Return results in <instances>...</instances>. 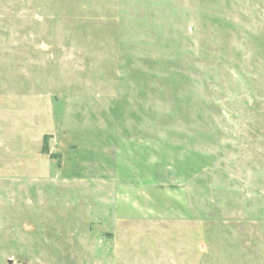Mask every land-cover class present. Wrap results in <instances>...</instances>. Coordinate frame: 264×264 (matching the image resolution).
<instances>
[{"label": "rangeland", "instance_id": "374dc122", "mask_svg": "<svg viewBox=\"0 0 264 264\" xmlns=\"http://www.w3.org/2000/svg\"><path fill=\"white\" fill-rule=\"evenodd\" d=\"M0 264H264V0H0Z\"/></svg>", "mask_w": 264, "mask_h": 264}, {"label": "trees", "instance_id": "16d2710c", "mask_svg": "<svg viewBox=\"0 0 264 264\" xmlns=\"http://www.w3.org/2000/svg\"><path fill=\"white\" fill-rule=\"evenodd\" d=\"M42 154H47V151H46V147L45 146H43V149H42Z\"/></svg>", "mask_w": 264, "mask_h": 264}]
</instances>
